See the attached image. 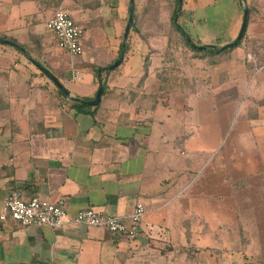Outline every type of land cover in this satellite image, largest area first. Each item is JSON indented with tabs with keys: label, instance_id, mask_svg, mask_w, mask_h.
I'll list each match as a JSON object with an SVG mask.
<instances>
[{
	"label": "crops",
	"instance_id": "0c3cea01",
	"mask_svg": "<svg viewBox=\"0 0 264 264\" xmlns=\"http://www.w3.org/2000/svg\"><path fill=\"white\" fill-rule=\"evenodd\" d=\"M107 1L0 0V33L23 49L20 51L23 56H19L15 53L20 49L12 46L17 51L7 52L2 46L11 45L0 43V53L11 57L0 58V214L15 190L27 198L37 196L51 201L64 198L71 218L83 209H94L129 219L141 203L146 214L140 234L135 239L114 236L104 228L72 221L59 228L19 227L0 221V264H235L241 252L217 247L220 238H231L234 221L207 219L204 205L213 209L226 201L242 202L241 197L237 198L234 178L238 164L246 160L261 163L257 175L264 176V77L261 76L264 0H234L229 6L231 17L226 18L230 34L223 38L218 37L219 30L207 28L204 38L201 30L195 29L207 19L199 17L203 9L215 8L217 0H184L182 28L188 30L198 47L210 46L213 50H222L236 41V31L243 23L247 6L249 20L243 42L235 49L204 56L186 50L180 62L181 74L162 78L155 69L162 65L163 59L155 57L144 62L139 74H112L124 67L127 57L137 55L133 44V50H129L127 40L123 63L103 76L105 93L96 107L89 106L84 111L73 108L76 98H95L100 86L96 71L87 69L90 72L87 87L76 91L66 87L65 80L50 70L71 94L66 105L61 106L55 83L33 63H42L37 58L49 48L48 21L58 9L67 11L85 28L83 62L87 63L82 67H106L120 58L123 28L127 26L125 0H112L115 5L112 9L105 4ZM107 28L114 29L113 44L108 41ZM106 49L111 52H103ZM23 60L35 65L40 74L32 71L26 74L19 89L18 81H14V68L23 70L21 65L26 64ZM75 72L81 75V69L73 67L71 73L73 80L80 79L81 76L74 78ZM160 78L180 82V91L187 99L184 110L189 114L196 113L197 99L206 95L222 99L235 95L244 99L242 107L247 122L241 133L230 132L227 136L229 148L219 153L223 160L212 166V187L201 186L207 161L195 153L183 162L170 148V141L171 145L181 147L194 133L190 128L191 132L172 135V140H168L167 119L158 113L170 106L178 87L176 84L169 89V83L168 87L163 85ZM230 103L233 104L232 99L229 108ZM191 125L196 136L206 137L201 131L202 124ZM226 138L217 134L214 139ZM181 155L186 156V150ZM198 163H204V168L195 175ZM245 167L241 165L242 170ZM243 203L251 204L252 200L249 197ZM222 225L225 230L219 229ZM240 236L244 237V244L259 240L252 234L247 239L244 232ZM260 249L254 250L264 252V248ZM242 263L247 264V255Z\"/></svg>",
	"mask_w": 264,
	"mask_h": 264
},
{
	"label": "rangeland",
	"instance_id": "374dc122",
	"mask_svg": "<svg viewBox=\"0 0 264 264\" xmlns=\"http://www.w3.org/2000/svg\"><path fill=\"white\" fill-rule=\"evenodd\" d=\"M233 1L234 0H217V5L215 6V8L203 9L204 12H202L201 14L200 11L202 10L199 11V17L203 16L204 18H207L205 22H199L197 24V28H195L197 30H201L200 35L206 38L204 35L207 34V28L214 31L219 30V32L217 33L219 35L218 37L223 38L224 35L225 37H227L228 34H230L229 30L231 28H227L230 24H228L229 21H226V18L230 19L231 17L232 9H230L229 6L233 3ZM105 4H109L108 6L111 9L115 7L112 0L107 1ZM124 4V21L126 22V25L129 17V8L131 1L125 0ZM135 5V23L134 28L131 30L132 32H130V37L128 40L130 41L129 50H133V44V48L135 47L134 51L137 52V55L127 57L123 65L124 67H121V69L118 68L117 71L113 70L114 72L112 74H118V72L119 74L127 72L130 74H139L140 72H143L144 62L146 63L151 57L163 59L162 65L155 69L158 74L162 75V78L164 77V75L166 76V78H168V75H178L179 73L181 74V59L182 57H185L186 50H192L187 48L184 38L173 27L172 17L179 5L178 1L135 0ZM225 9H227L226 12H224ZM178 24L182 26L181 15H179ZM80 26L83 30L85 29L82 25ZM241 26L242 24L237 28V34L235 38H238ZM125 29L126 28L124 26L123 31H125ZM105 30L108 32V41L113 44L115 41L113 33L114 29L107 28ZM186 31L188 32V30ZM0 36L3 37V34L0 33ZM192 41L194 42L193 39ZM46 43L49 45V48L42 51V55H40L41 58L37 59H41L42 64L46 68L54 73H58L61 76L62 80H65L64 84L66 87L68 86L69 88L76 91L87 87V76L88 74H90L87 69L96 71V74L98 75V69L100 67L97 68V66L94 65H88L87 68L82 67L87 63L86 61L83 62L84 55L72 58L66 51L58 47L55 35L51 31H49L46 36ZM170 44L173 45V49H170ZM2 47L7 50V52L17 51L12 46ZM199 47H201V45ZM170 50H173L171 54ZM103 52L110 53L111 50L106 49L103 50ZM156 52L159 54H157ZM15 54L23 56L20 51ZM0 58L11 59L10 56H5L1 53ZM128 60L129 62L126 63ZM23 62H25V60H23ZM183 62L186 63V61ZM25 63V65H21L23 67V70L20 67H18V69L14 68V81L15 79L18 81L17 87L19 89L21 88L22 84H24L23 80L26 74H29V72L31 71L37 72L35 65L30 64V62ZM71 64L73 65L74 69H81L80 79H72L71 73L73 67L69 66ZM111 65H107L106 67H109ZM262 66L264 68V62ZM37 74H40V71L37 72ZM261 76L264 77V69ZM31 77L33 78V76ZM160 80L162 81L163 85L167 86V81L161 78ZM168 83L169 89H171L176 84V89L178 87L177 93L171 96L170 106L167 109H163L162 113H158L164 115L167 119L168 133L170 135V137L168 136V140H172V135L191 132L190 128H192L194 133V137L185 140V144H183V146L181 147L171 145L170 141V148L174 150V154L182 159L183 162L186 161L185 159H189L195 153H198L201 156L202 161H207L208 166L205 167L201 176V186L206 188L212 187V178L210 179V177L213 175L212 166L213 163H218L219 161L223 160V156H219V153L229 148V138L227 136L230 134V132L238 131L241 133L240 129L242 128V130H244V126L247 122L246 112H244L242 107V104H244L242 103L244 102V99L240 100L239 98H236L235 95L228 96L227 98L223 97V99L218 97L215 98L211 95H206V97L204 96L197 99V104L195 106L196 113L193 112L189 114V112H186L184 110L187 99L184 96L182 90L180 91V82L176 81L172 83L169 81ZM183 84L186 87V79H184ZM22 90H25V88H22ZM231 99L233 100V104L231 105L230 103L231 107L229 108L228 102H231ZM60 100L61 106L66 105L67 96L60 95ZM223 100L227 104H225ZM189 103L190 101L187 104ZM191 104H195V101H191ZM228 108L230 109V111ZM232 120L236 123V125L231 122ZM192 122H197L203 125L201 131L206 135L204 139L202 135L199 137L196 136L197 132L195 127L191 125ZM234 125L236 127L232 128ZM213 134H215L214 137H212ZM217 134H219L220 137L223 136L224 138H227L225 140L214 139ZM183 149L187 152L186 156L181 155ZM246 157H248V155H246ZM243 163L244 164H238L237 177L234 178V183L237 188V198L241 197L243 199L242 202H222L219 206L218 204L215 205L214 208L218 207L216 208V210H213L214 208L212 209L209 204H205L204 216L207 219L211 220L214 217V219H216L217 221H223L224 219L234 221V225H231V229L234 230V232H230L231 238L229 240H227L225 237L220 238L218 241L220 246L217 245V247L224 246L228 250V252H231L233 250H238L239 252H241V256L238 257V260L235 264H243L242 262L245 255H247V264H264V252L254 250L264 248V176L257 175V171L261 168V163L253 160H246ZM195 165L196 167L194 169V174L197 175V172L204 168V163H198ZM241 165H245L246 167L242 170ZM225 169L227 172H229L228 168ZM219 175L222 176L221 172L219 173ZM249 197L251 198L252 203L244 204V200H248ZM230 202H232L233 204L231 206H227V203ZM246 208L248 209L246 210ZM245 221L253 222V224L244 225L243 222ZM237 222H242V225H237ZM240 227L242 228V234L244 232L247 239L251 238L252 234L253 238L258 237L259 240L253 239L252 242H250L249 240L244 244L245 239L244 237L240 236ZM219 229L225 230L226 226L222 225ZM242 239H244V241H242ZM251 256L253 257L250 258Z\"/></svg>",
	"mask_w": 264,
	"mask_h": 264
},
{
	"label": "built area",
	"instance_id": "2783aa9c",
	"mask_svg": "<svg viewBox=\"0 0 264 264\" xmlns=\"http://www.w3.org/2000/svg\"><path fill=\"white\" fill-rule=\"evenodd\" d=\"M47 27L55 35L59 47L72 58L83 56L86 53L82 42L83 29L67 11L62 8L58 9L48 21ZM79 76V72L74 73L75 79ZM145 214L146 207L139 203L129 219H121L94 209H83L71 218L67 209V201L64 198L56 201L37 196L27 198L21 191L15 190L6 200L5 207L0 214V221L13 222L19 227L45 225L51 228H59L72 221L89 227L104 228L114 236L124 235L135 239L140 234Z\"/></svg>",
	"mask_w": 264,
	"mask_h": 264
},
{
	"label": "water",
	"instance_id": "95a60500",
	"mask_svg": "<svg viewBox=\"0 0 264 264\" xmlns=\"http://www.w3.org/2000/svg\"><path fill=\"white\" fill-rule=\"evenodd\" d=\"M131 1V4H130V9H129V18H128V22H127V26H126V29H125V33H124V36H123V43H122V54L120 56V58H118L114 64H112L111 66L107 67V69L109 71H113L115 70L116 68H118L124 61V58H125V52H126V43H127V40H128V36H129V33L133 27V24H134V6H135V2L134 0H130ZM183 1L184 0H179V8H178V13H177V17H176V22L178 23V19H179V15H180V8L183 4ZM247 17H248V7L245 6V12H244V19H243V23H242V26H241V29H240V33H239V36L238 38L236 39V41L240 40L242 37H243V34H244V31L246 29V26H247ZM181 30L183 31V33L185 34L186 38L191 41V37L189 36V34L183 29L181 28ZM231 43L229 44L228 46L229 47H232L235 43ZM0 43L1 44H4V45H11V46H14V47H18L17 44L13 43L12 41L4 38V37H1L0 36ZM200 49H205L206 46H201L199 47ZM33 63L45 74L47 75L54 83L55 85L63 91L64 94H66L68 97L71 96L70 92L64 87V85L62 84V82H60V80L54 76L52 74V72H50V70H48L47 68L43 67L42 65L36 63L35 61H33ZM101 72L98 73V81H99V88H98V91L96 93V96L93 100H90V101H85L86 105L90 106V107H96L98 106L100 103H101V100H102V96L103 94L105 93V86L103 84V80H102V76H101Z\"/></svg>",
	"mask_w": 264,
	"mask_h": 264
},
{
	"label": "trees",
	"instance_id": "16d2710c",
	"mask_svg": "<svg viewBox=\"0 0 264 264\" xmlns=\"http://www.w3.org/2000/svg\"><path fill=\"white\" fill-rule=\"evenodd\" d=\"M178 1V3H179V0H177ZM135 7H136V5L134 6V23H135ZM178 8H179V5H178V7H177V9L175 10V12H174V14H173V17H172V23H173V27L182 35V37L184 38V40H185V42H186V46H187V48H189L190 50H192L194 53H196L195 55L196 56H204L205 54H208L209 52H225V51H228V50H232V49H235L236 47H238L242 42H243V40H244V38H245V36H246V33H247V26H246V29H245V31H244V34H243V37L240 39V40H238V41H236V43L232 46V47H227V48H224V49H222V50H213V49H211L212 47H210V46H208V47H206L205 49H200L192 40L191 41H189L187 38H186V36H185V34L183 33V31L181 30V28H182V26L181 25H179L177 22H176V17H177V13H178ZM181 13H182V6H181V8H180V15H181ZM248 20H249V13H248V17H247V25H248ZM134 28V24H133V27H132V29ZM131 29V30H132ZM129 37H130V35H129ZM6 39H8V40H10V41H12L13 43H15V44H17L18 45V47H16V48H18V49H20L19 51H23V49H21V46L15 41V40H13V39H9V38H7V37H5ZM129 39V38H128ZM169 46V45H168ZM172 44H170V49H173L172 48ZM20 47V48H19ZM23 48V47H22ZM122 50H123V48H122V44H121V46H120V50H119V57L121 56V54H122ZM127 50H128V43H127V47H126V53H127ZM173 52V50H170V54ZM28 55H30L29 53H28ZM194 55V56H195ZM114 62L115 61H113L112 62V64H114ZM40 64H42V63H40ZM43 65V64H42ZM44 66V65H43ZM98 71L99 72H101V76H102V80H103V76H104V74H108L110 71H108V69L106 68V67H100L99 69H98ZM42 75H44L43 73H42ZM45 76V75H44ZM103 83H104V81H103ZM167 86H168V81H167ZM105 85V84H104ZM56 88H57V91L59 92V94L60 95H63V96H67L66 94H64L63 93V91L62 90H60L57 86H56ZM170 91H168V93H169ZM104 95V94H103ZM90 99H88V98H76L75 99V102H74V104H73V108L76 110V111H84V110H86L87 108H89V106L88 105H86V103H85V101H89Z\"/></svg>",
	"mask_w": 264,
	"mask_h": 264
}]
</instances>
